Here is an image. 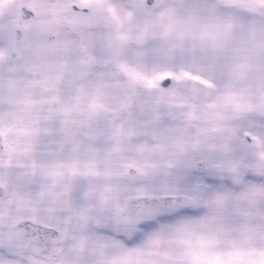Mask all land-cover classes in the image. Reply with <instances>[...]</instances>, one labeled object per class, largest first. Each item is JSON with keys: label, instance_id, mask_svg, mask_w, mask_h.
<instances>
[{"label": "snow or ice", "instance_id": "6c2138e0", "mask_svg": "<svg viewBox=\"0 0 264 264\" xmlns=\"http://www.w3.org/2000/svg\"><path fill=\"white\" fill-rule=\"evenodd\" d=\"M0 264H264V0H0Z\"/></svg>", "mask_w": 264, "mask_h": 264}]
</instances>
